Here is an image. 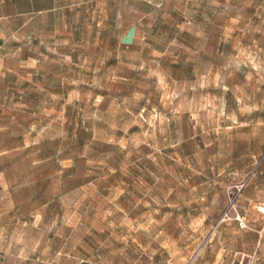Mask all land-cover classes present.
I'll return each mask as SVG.
<instances>
[{"label":"rangeland","instance_id":"374dc122","mask_svg":"<svg viewBox=\"0 0 264 264\" xmlns=\"http://www.w3.org/2000/svg\"><path fill=\"white\" fill-rule=\"evenodd\" d=\"M55 3L0 34V264H264V0Z\"/></svg>","mask_w":264,"mask_h":264},{"label":"crops","instance_id":"0c3cea01","mask_svg":"<svg viewBox=\"0 0 264 264\" xmlns=\"http://www.w3.org/2000/svg\"><path fill=\"white\" fill-rule=\"evenodd\" d=\"M38 2V0H0V34H18L19 32L29 34L40 33L43 30L44 25L42 24L41 18L43 15H50L52 18L56 17V9L59 8L56 6V0H43L46 2L44 6H35L34 3ZM69 5L65 4L60 6V8H68ZM66 11V10H65ZM74 14L62 12L59 16L58 25L63 27H69L70 29L76 27ZM58 16V15H57ZM75 21V22H74ZM49 26L57 25V23L51 21L48 23ZM99 23H97L98 25ZM62 30V29H61ZM120 41L123 43H130L134 40L136 34L138 33V24L130 23L125 24L124 27L119 32ZM36 37H34L35 39ZM37 41V42H36ZM28 44H40L41 41L39 39H35L33 43H31V39L28 40ZM4 70H9V68H5L0 70V74L2 76L5 75ZM30 80V79H27Z\"/></svg>","mask_w":264,"mask_h":264},{"label":"built area","instance_id":"2783aa9c","mask_svg":"<svg viewBox=\"0 0 264 264\" xmlns=\"http://www.w3.org/2000/svg\"><path fill=\"white\" fill-rule=\"evenodd\" d=\"M241 186H243V184H241ZM260 210H261L262 212H264V208H261ZM237 220H239L240 225H243V224H244L243 219L240 218L239 216H237ZM250 264H257V263L252 262V263H250Z\"/></svg>","mask_w":264,"mask_h":264}]
</instances>
